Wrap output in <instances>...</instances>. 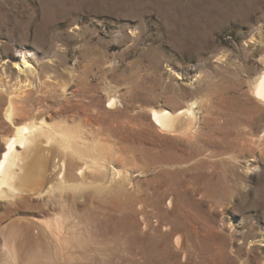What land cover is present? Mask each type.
Returning a JSON list of instances; mask_svg holds the SVG:
<instances>
[{"label":"rangeland","instance_id":"rangeland-1","mask_svg":"<svg viewBox=\"0 0 264 264\" xmlns=\"http://www.w3.org/2000/svg\"><path fill=\"white\" fill-rule=\"evenodd\" d=\"M262 72L264 0H0V159L15 100L24 122L77 129L129 168L133 209L146 199V264H264V152L253 161L238 138L263 131L250 95ZM192 104L193 138L152 121V110ZM96 198L64 196L68 209H96ZM18 212L32 214L0 204V225ZM126 263L117 244L93 264Z\"/></svg>","mask_w":264,"mask_h":264},{"label":"bare ground","instance_id":"bare-ground-1","mask_svg":"<svg viewBox=\"0 0 264 264\" xmlns=\"http://www.w3.org/2000/svg\"><path fill=\"white\" fill-rule=\"evenodd\" d=\"M19 53L22 67H27V52ZM250 95L256 100V110L264 109V72L251 84ZM115 104L113 99L109 107ZM235 107L234 120L227 121L237 126V116L245 112ZM26 113L15 100L9 102L5 117L15 131L14 137L6 140L0 159V204L32 214L28 217L18 212L2 221L0 264H93L99 257L113 255L117 244L125 253L126 264H146V199L139 197L133 209L130 196L135 187L129 168L111 162L107 152L87 144L81 131L46 120L26 123ZM16 117L22 121L17 125ZM151 118L160 132L189 139L195 136V104L175 113L152 110ZM240 125H245L244 121ZM251 128L253 133L238 138L244 139L252 160L258 161L256 153L264 152V128L261 134L256 126ZM67 194L93 195L101 201L100 207L81 203L68 209ZM79 212L85 213V219L78 224L75 217ZM90 218L104 228L101 236L89 228ZM99 241L105 250L97 249Z\"/></svg>","mask_w":264,"mask_h":264}]
</instances>
